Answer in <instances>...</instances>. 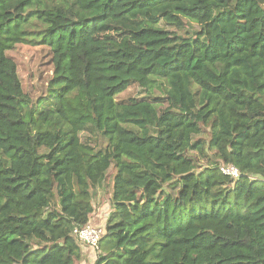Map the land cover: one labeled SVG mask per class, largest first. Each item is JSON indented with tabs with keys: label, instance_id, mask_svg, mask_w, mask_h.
I'll return each mask as SVG.
<instances>
[{
	"label": "trees",
	"instance_id": "obj_1",
	"mask_svg": "<svg viewBox=\"0 0 264 264\" xmlns=\"http://www.w3.org/2000/svg\"><path fill=\"white\" fill-rule=\"evenodd\" d=\"M111 172L93 264H264V0H0V264L86 261Z\"/></svg>",
	"mask_w": 264,
	"mask_h": 264
},
{
	"label": "rangeland",
	"instance_id": "obj_2",
	"mask_svg": "<svg viewBox=\"0 0 264 264\" xmlns=\"http://www.w3.org/2000/svg\"><path fill=\"white\" fill-rule=\"evenodd\" d=\"M8 55L12 57L17 63L18 73L25 90L27 92H39L40 85L43 84V81L39 79V75L43 74L42 77H44L45 70L47 69V66L44 65L48 57L45 56V48L42 46L32 47L21 45L18 46L14 51L9 52ZM132 94L139 97L143 95L141 90L129 89L126 91V94L121 96V98ZM113 174L114 172H111L103 187L96 191V196L93 200L94 211L89 218V224L100 227L101 230L104 229L105 221L111 211L110 197ZM77 242L82 247V251H84L83 253L86 255L90 254V256L92 255V260L86 258V264H93L95 260V255L92 252L93 250L84 245L82 242Z\"/></svg>",
	"mask_w": 264,
	"mask_h": 264
},
{
	"label": "built area",
	"instance_id": "obj_3",
	"mask_svg": "<svg viewBox=\"0 0 264 264\" xmlns=\"http://www.w3.org/2000/svg\"><path fill=\"white\" fill-rule=\"evenodd\" d=\"M220 170L224 175L230 176L232 178L239 177L237 169L232 166L223 167L220 168ZM101 234L102 230L100 227L93 226L89 223L85 227L80 229L77 228L73 231L74 237L89 247L91 250H95L97 248Z\"/></svg>",
	"mask_w": 264,
	"mask_h": 264
},
{
	"label": "crops",
	"instance_id": "obj_4",
	"mask_svg": "<svg viewBox=\"0 0 264 264\" xmlns=\"http://www.w3.org/2000/svg\"><path fill=\"white\" fill-rule=\"evenodd\" d=\"M83 252H84V251H83ZM88 256H89V257H88ZM88 256H87V259H89V260H92V259H91V256H92V255H91V256H90V255H88ZM89 263H90V261H89ZM81 264H86V262H85V261H83Z\"/></svg>",
	"mask_w": 264,
	"mask_h": 264
}]
</instances>
